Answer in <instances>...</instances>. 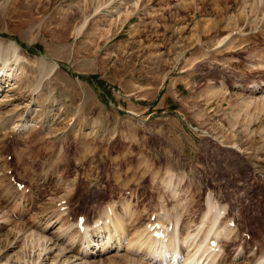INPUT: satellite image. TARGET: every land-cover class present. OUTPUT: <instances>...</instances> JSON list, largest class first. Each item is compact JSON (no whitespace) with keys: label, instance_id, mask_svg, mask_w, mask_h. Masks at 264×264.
Masks as SVG:
<instances>
[{"label":"rangeland","instance_id":"374dc122","mask_svg":"<svg viewBox=\"0 0 264 264\" xmlns=\"http://www.w3.org/2000/svg\"><path fill=\"white\" fill-rule=\"evenodd\" d=\"M9 42L0 264H61L53 242L80 214L100 230L110 207L124 234L108 250L99 235L94 257L75 237L74 264H161L146 223L171 231L178 215L194 254L211 205L227 235L219 259L264 254V0H0V48Z\"/></svg>","mask_w":264,"mask_h":264},{"label":"bare ground","instance_id":"6f19581e","mask_svg":"<svg viewBox=\"0 0 264 264\" xmlns=\"http://www.w3.org/2000/svg\"><path fill=\"white\" fill-rule=\"evenodd\" d=\"M244 47V46H243ZM242 48V47H241ZM241 50V49H240ZM18 52H19V48L17 47V45L14 43V42H9L6 46H2V48H0V58L1 57H5V56H7L9 53H14V54H18ZM239 52V51H238ZM244 52V51H243ZM15 56V55H14ZM15 57H17V56H15ZM260 57V56H259ZM262 58V57H261ZM7 61V60H6ZM16 61H18V58H16ZM240 64V63H239ZM7 68H8V66L6 65V63L4 62L3 63V67L2 68H0V82H1V78L3 77V75L5 74V73H8V70H7ZM12 69V68H11ZM17 72H18V70H17ZM0 86H1V83H0ZM257 86V85H256ZM263 88H264V86H263ZM262 88V89H263ZM256 91V90H255ZM248 102V101H247ZM252 102L253 101H250L249 103L250 104H252ZM261 106L264 108V98L263 99H261ZM249 106V105H248ZM255 106H257V104L255 103ZM210 204H212V203H210ZM210 206V205H209ZM115 207H110V208H107L106 210H105V212L103 213V216H102V218L100 217L99 218V221L100 222H102L103 221V223H102V226H100V230H97V229H90V227L88 226V224L89 223H87V225H85V226H83V230L82 231H79V227H77L78 229L75 231V232H71V233H69L70 234V236H68L69 238V240H70V242L68 241V240H66V237L67 236H62V235H58L59 236V238L57 239V240H55V242H53V248L56 246V245H58V246H61V244H63L64 246V248L62 249V251L64 252V253H66V255H65V257H64V260L62 261V263L61 264H74L75 262H76V260H78V259H76V260H72V257L74 258V256H71V257H68V252H74L73 250H74V242H75V237H80V240L81 239H83L84 240V242H82L81 244H83V249H82V251H83V253H85L84 254V257H86V256H89V255H91V256H93L92 254L94 253V251H93V253H92V251H91V249L93 248V246H96V244H95V242L96 241H98V236L99 237H101L102 239H106L107 241H103L102 242V244L100 245L102 248H104V249H109V248H113L112 247V245H110L111 244V238L114 236L115 237V235L117 234H119L120 236L122 235V234H124V227L126 226H123V224L120 222V221H118V220H115L114 218L115 217H117L118 216V212H116V213H113V212H115V210L116 209H114ZM212 208H213V205H211L210 207H209V210H210V212H213L212 211ZM220 209H218L217 211H219ZM112 213H111V212ZM125 211L127 212L128 210H127V208H125ZM210 212L208 211L207 212V214L206 215H204V216H202V217H204L203 219H201L200 221L202 222V224H205V223H207V220L209 221L208 223H209V227H207L208 228V230L206 231L205 229V231H206V234L204 235V237H203V239H201L200 240V236L201 235H198V233H199V231L201 232V229H203V227H202V225L201 226H199L198 225V227H197V232H195V233H197V235H196V245H195V248L196 247H198L197 248V250H195L194 251V254L192 253L191 254V252L193 251H191V252H188V251H186V252H188L187 254L185 253V248L183 247V245L182 244H180L179 243V241H180V239L182 238V239H184V235L183 234H185V237L186 238H191L192 237V235H191V233H189V232H191L190 231V223H188L187 224V232H179V230H178V222H179V220L181 219L180 218V216L178 217H175L176 218V226H175V229H173V230H169L166 226H164V224H162V223H160V222H164L165 220H162V221H160L159 223L156 221V223H157V225H156V227L157 228H155L154 230H152L153 232L151 233L150 231V235H149V237L152 239V241H154V243H155V246L154 245H152V242L150 241L151 239L149 238V237H147L146 239H148L149 238V240L147 241V240H144L145 242H146V244L147 243H149V242H151V247L153 246V247H156L157 249H156V251H157V253H158V251L160 252L161 250V252H160V254L158 253V257L156 256V254L154 255V257L156 256L158 259H160V261H161V264H166L167 263V261L166 260H168L167 258H168V256H170V254L169 253H171L174 257H176V260H175V262H176V264H199V263H201V261H202V263L201 264H203L204 262H206L205 264H226V262H227V260L226 259H219L218 257H219V255L220 254H218L219 253V250H217L216 248H217V244H216V242H217V240H218V238H220V236H224L225 235V232H224V235H221V234H223V233H220L221 232V230L220 229H222L220 226H218V227H220V229L218 230L215 226H216V223H217V220H219L218 219V217L220 216V213L218 212V214L216 213V214H214V213H211V215H210ZM208 215H209V217H208ZM174 216V215H173ZM169 217V216H168ZM205 219H207V220H205ZM167 220V219H166ZM169 220V219H168ZM125 221V220H124ZM141 221V220H140ZM184 221V220H183ZM171 222V221H170ZM188 222V221H187ZM220 222V221H219ZM218 222V223H219ZM96 223V222H95ZM140 223V222H139ZM175 223V222H174ZM185 223V222H184ZM217 223V224H218ZM98 224H101V223H98ZM151 224H155V223H151ZM223 224V223H222ZM73 225V224H72ZM72 225H71V228H69V232H70V230L72 229ZM90 225V224H89ZM96 225H97V223H96ZM186 225V224H185ZM221 225V224H220ZM75 226V225H74ZM77 226V225H76ZM98 226V225H97ZM98 228V227H97ZM126 228V227H125ZM196 228V227H195ZM213 228H216L218 231L217 232H215L214 231V229ZM76 229V228H75ZM224 229V228H223ZM223 229H222V231H223ZM199 230V231H198ZM204 230L202 231V233L204 232ZM213 230V231H212ZM72 231V230H71ZM74 231V230H73ZM157 232L156 234L154 233V232ZM196 231V230H195ZM220 231V232H219ZM225 231V230H224ZM233 230H231V231H227L226 233L228 234V232L230 233V232H232ZM102 232H103V235H101L102 234ZM113 232V233H112ZM213 232H215V234L214 235H212L213 234ZM219 232V233H218ZM78 233H80L79 235H78ZM143 233V232H142ZM202 233H200V234H202ZM233 233V232H232ZM74 234V235H73ZM115 234V235H114ZM139 235V234H138ZM212 235V236H211ZM230 236H231V234H229ZM210 236H211V238H210ZM226 237H227V235H225ZM226 237H224L226 240H227V238ZM116 238V237H115ZM199 238V239H198ZM210 238V239H209ZM111 239V240H110ZM139 239H140V237H139ZM198 239V240H197ZM228 239H231V238H229V236H228ZM138 240V239H137ZM213 240V241H212ZM79 241V240H78ZM82 241V240H81ZM101 241V240H100ZM112 241H114V240H112ZM124 241V240H123ZM140 240H138V242H139ZM177 241H178V243H177ZM94 242V243H93ZM99 242V241H98ZM98 242H97V244H98ZM208 242V243H207ZM219 242V241H218ZM110 243V244H109ZM122 243H126V241L125 242H122V238H120V239H118V243H117V245H119L120 246V244L122 245ZM207 244V245H203V244ZM79 244V243H78ZM80 244V245H81ZM129 244V243H128ZM172 244V245H171ZM216 244V245H215ZM219 244V243H218ZM136 245V244H135ZM76 246V245H75ZM128 246V245H127ZM138 246V245H137ZM48 247V246H47ZM121 247V246H120ZM152 247V248H153ZM164 247H166L165 248V251H164V249H162V248H164ZM43 248H44V246H43ZM95 248V247H94ZM131 248V247H130ZM134 248V247H133ZM136 248H138V247H136ZM159 248H160V250H159ZM191 248V247H190ZM193 248V247H192ZM51 249H52V247H51ZM104 249H102V251H104ZM132 249V248H131ZM45 250L47 251L48 250V248H45ZM111 250V249H110ZM149 250H150V248H149ZM153 250H155V249H153ZM187 250V249H186ZM61 251V250H60ZM151 251H152V249L150 250V251H148V254H150L151 253ZM156 251H154V252H156ZM62 252V253H63ZM63 253V254H64ZM185 253V254H184ZM199 253V254H198ZM244 253V252H243ZM151 254H154V253H151ZM198 254V255H197ZM242 254V253H241ZM146 255H147V253H146ZM171 255V256H172ZM181 255H182V257H181ZM236 255H238V254H236ZM240 255V254H239ZM238 255V256H239ZM64 256V255H63ZM149 256V255H148ZM153 256V255H152ZM195 256H197L196 258V261L195 262H193L194 261V258H195ZM81 257V256H80ZM79 257V258H80ZM94 257V256H93ZM92 257V258H93ZM155 257V258H156ZM173 257V258H174ZM89 258V257H88ZM234 257H232V258H228V261L229 262H231V263H233L234 264V262H233V260L235 259H233ZM84 259V258H83ZM175 259V258H174ZM173 259V260H174ZM233 259V260H232ZM165 261H166V263H165ZM172 261V260H171ZM226 261V262H225ZM169 262H170V259H169ZM237 262V261H236ZM87 263H90L88 260H86V262H83V264H87ZM257 264H264V254H262V256L257 260V262H256ZM91 264V263H90ZM168 264V263H167ZM170 264V263H169ZM175 264V263H174ZM235 264H238V263H235Z\"/></svg>","mask_w":264,"mask_h":264}]
</instances>
